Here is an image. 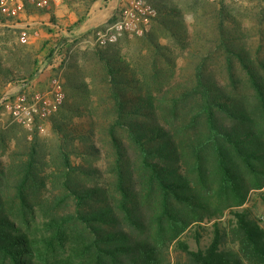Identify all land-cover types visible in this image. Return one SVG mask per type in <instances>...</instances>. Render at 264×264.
Instances as JSON below:
<instances>
[{"label": "trees", "instance_id": "16d2710c", "mask_svg": "<svg viewBox=\"0 0 264 264\" xmlns=\"http://www.w3.org/2000/svg\"><path fill=\"white\" fill-rule=\"evenodd\" d=\"M95 1L68 0L67 5L76 10L79 3L86 13ZM147 1L157 14L151 30L136 41L147 56L140 53L135 63L127 61L119 43H109L88 55L90 88L81 75L66 74L63 87L70 96L78 94L82 105L99 82L107 121L89 118L84 129L68 128L65 112L74 106L68 99L51 117L59 139L57 172L50 178L61 191L41 216L34 197L46 188L47 178L37 136L28 144L24 136L11 162L0 164V264H264V224L242 207L249 191L264 184V59L259 51L249 56L236 45L229 31L236 22L221 0L210 4V17L230 88L219 84L208 67L212 51L195 63L189 80L171 86L176 67L172 47L184 43L187 28L174 2ZM25 9L30 12L28 5ZM38 12L47 13L49 23L58 27L52 6ZM5 20L0 16L1 24ZM83 20L77 12L74 26ZM44 45L47 57L52 56V41ZM15 54L23 74H15L0 57V80L34 76L35 53L17 47ZM98 131L112 154L113 180L107 189L92 179L98 169L70 161L74 152L100 154L94 143ZM76 139L81 147L74 146ZM0 141L4 143L1 133ZM258 196L264 206V192ZM69 201L73 210L59 212ZM225 210L229 217L224 223L219 219ZM203 219L213 220L209 241L192 249L179 236L196 224L198 243Z\"/></svg>", "mask_w": 264, "mask_h": 264}, {"label": "rangeland", "instance_id": "374dc122", "mask_svg": "<svg viewBox=\"0 0 264 264\" xmlns=\"http://www.w3.org/2000/svg\"><path fill=\"white\" fill-rule=\"evenodd\" d=\"M67 1L68 0H66L64 4L67 5ZM115 1L116 0H100L99 4L96 5L100 14L97 18V22L93 21V24H98L95 26L91 24L84 33L79 34H76L77 32L75 31L81 28L83 23H80L78 26H74L72 22H62L61 19L63 18L61 17L63 16H57L56 18L58 28H54L53 25L49 23L48 14L39 13V9H36L32 6H29L28 9L29 11L34 12L36 17L29 19L27 18L25 20L29 25V33L31 34L28 43L22 44L19 42V29L17 27L5 25L4 23L6 20L3 24L0 23V57L7 65L14 69L15 74H17L18 71H21L20 73L23 74V68L21 66L22 64L16 60V56H13V54H15L17 51V47H25L29 51H33L35 53L37 63L35 65L34 76L31 79H35V87L37 89L45 91L47 89L48 78L53 75V73L57 72L59 74L64 92V101L68 99L67 101L69 103L74 104L73 110L69 109V111L67 110L65 112L67 116L65 121L68 125V128L84 129L89 118H92L95 123L99 124H105L107 121L103 116V103H101L103 95L100 93L101 86L99 82L96 83V86H94V92L90 94V99L86 105H82L80 103L78 94L70 96L68 90L63 87V83L66 81V74L74 73L78 76L81 75L88 83V88L91 87V76H89L88 70V55L91 51H94L99 46L90 43V41L93 39L92 37L97 30L105 28L118 18V4H115ZM171 1L174 2L181 10L188 35L183 44L178 43L172 47V54L175 56L176 67L175 76L171 82V86H178L180 83H184V81L189 80L192 75V68L195 63L201 58L202 55L212 51L214 54L211 55V59L208 62V67L219 84L222 86L226 85L228 90L230 87L228 86V79L223 58L215 50L216 31L213 26V20L210 17V10L212 9L210 4L218 3L221 0ZM222 1L227 12H229L236 22L231 26L229 25V31H231V33L234 35L233 37L236 45L243 47L249 56L255 57L257 51H259L258 57L264 59V0ZM206 2L209 4H202ZM107 6L109 7L108 9L105 8ZM75 8L76 10L69 8L68 11H72V15H75V17L77 12L83 13L84 20L85 18L89 17L87 14L89 10L84 13L79 3L75 4ZM64 9L66 10V8L63 7V10L57 11V15L64 12ZM153 22L154 20L151 21L149 28L141 35L125 34L115 42L119 43V53L125 58V60H130V62L135 63V61H138L140 53L144 56H147L146 51H138L139 45L136 41L137 38L143 36L145 33L151 30ZM57 38L62 39V42L57 40L56 43L58 45L62 44L63 47L64 45L67 46V49L63 50L66 52L65 62L64 64L57 66L55 69H49L48 63L51 61V56L47 57L46 52L48 49L44 44L45 41H52V43H55V39ZM168 40L165 38H160L161 43L171 44L170 39ZM236 72L242 81L243 72L240 70L238 63H236ZM19 84L20 80H0V98L6 93L19 90ZM242 90L248 92L249 89L246 86H243ZM61 105L52 116L46 118L43 121L45 129L41 133H38L37 131H27L21 125L16 123L10 114L4 108H2V106H0V133L4 135V143H1L0 141V164L7 165L11 162L10 159L12 151L22 149V141L24 136L27 141L25 144H28V141L33 137V135H36L38 144H40L42 147L43 156L45 159V166L43 165L44 176L47 178V185L45 189H42L40 192L36 193L34 197V201H36V205H34L35 212L36 215L40 216L41 211L44 210L46 206L50 205V200L58 196L61 191V188H59L58 184H53L52 179L50 178L55 172H57L55 168L57 165V158L55 154L57 153V138L59 139V136L53 130L51 117H55L59 113V110L62 108ZM75 106L79 108L78 111L74 109ZM165 116L166 115L162 116L161 114V122L166 125ZM81 143L82 142L78 139L74 140V146L76 148L81 147ZM94 143L100 149V154L98 156H82L81 153L74 152L70 154V161L75 165H81L84 167H87L90 164L91 167L98 169V176L96 178L93 177L92 179L107 189L109 187V183H111L113 180L112 173L109 170L111 167L110 164L112 162L111 150L106 141V137L100 131H98V135H96ZM129 155L131 160H133L134 155L131 151H129ZM78 178L80 179V176H78ZM261 192H264V184L259 190L252 189L249 191L246 201L242 207L250 208L254 218L260 223L264 224V206L261 204L258 196V194ZM40 203H42L43 206H40ZM72 210L73 206L72 202L70 201L58 208L59 212ZM228 217L229 212L228 210H225L219 220L225 223ZM36 221L38 222L37 219ZM212 221L213 220L207 221L206 219H203V221L199 222L200 227L203 228H198L200 234L198 243H196V234H194V230L197 227L196 224L190 225L179 236V238L184 239L192 249H195L198 244L200 247H203L209 241ZM173 246L174 244H172L169 249V257L171 260H173L176 255V252L173 250Z\"/></svg>", "mask_w": 264, "mask_h": 264}, {"label": "built area", "instance_id": "2783aa9c", "mask_svg": "<svg viewBox=\"0 0 264 264\" xmlns=\"http://www.w3.org/2000/svg\"><path fill=\"white\" fill-rule=\"evenodd\" d=\"M66 0H0V16L6 17L5 25L17 27L18 40L22 44L29 42L31 34L27 22L17 25L25 14V6L31 5L36 9L55 7L64 4ZM119 16L103 29L97 30L90 43L104 46L116 42L123 35H141L146 31L157 11L147 0H119ZM54 28H58L54 26ZM57 40L53 43L49 69H55L64 64L66 52ZM64 101V92L59 74L53 73L48 78L47 89L41 91L35 87V79L20 80L19 90L6 93L0 98V106L12 119L29 132L44 131L43 121L52 116Z\"/></svg>", "mask_w": 264, "mask_h": 264}, {"label": "crops", "instance_id": "0c3cea01", "mask_svg": "<svg viewBox=\"0 0 264 264\" xmlns=\"http://www.w3.org/2000/svg\"><path fill=\"white\" fill-rule=\"evenodd\" d=\"M99 1L100 0H97L91 5V8L89 9V12L87 13L89 15V17H87V18H85V20H83V22H82L83 26H81V28H79V29H77V31H75V32H77L76 34L84 33L85 30H87L91 24L94 26L98 24V23L93 24V21L97 22V18L99 17V14H100V12L98 11L99 10L98 7H96V5L99 4ZM118 3H119V1L116 0L115 4H118ZM29 6L31 7V5H28V7ZM63 7H65L66 10L64 9V12L59 13V15H57V11L63 10ZM105 8L108 9L109 7L107 6ZM53 9H55L54 13H55L56 17L57 16H63V17H61V18H63V19H61L62 22H72V23L75 22L76 17H75V15H72L73 14L72 11H68L69 8L67 7L66 4H61L59 6H55V7H53ZM100 10H102V9H100ZM35 17H36V15L34 14V12H31V11L28 12V10H26L25 14H23V16H21V18L19 19V22L17 23V25L19 26L22 23L26 22L25 20L27 18L29 19V18H35Z\"/></svg>", "mask_w": 264, "mask_h": 264}]
</instances>
